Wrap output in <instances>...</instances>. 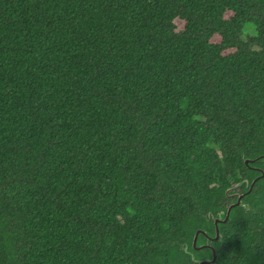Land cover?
Returning a JSON list of instances; mask_svg holds the SVG:
<instances>
[{
	"label": "trees",
	"instance_id": "obj_1",
	"mask_svg": "<svg viewBox=\"0 0 264 264\" xmlns=\"http://www.w3.org/2000/svg\"><path fill=\"white\" fill-rule=\"evenodd\" d=\"M252 168L264 0H0V264H196ZM245 199L214 264H264Z\"/></svg>",
	"mask_w": 264,
	"mask_h": 264
},
{
	"label": "water",
	"instance_id": "obj_2",
	"mask_svg": "<svg viewBox=\"0 0 264 264\" xmlns=\"http://www.w3.org/2000/svg\"><path fill=\"white\" fill-rule=\"evenodd\" d=\"M262 157H263V156H262ZM259 160H261V157H259V158H255V159H245V160H244V164L247 165L248 163H255V162L259 161ZM252 169H255V170L259 171L261 174H260V176L256 177V178L252 181V183L250 184L249 189L247 190L246 193H249V192L252 190L254 184H255L256 181L259 179V177H263V176H264V171H262L261 169H259V168H252ZM241 184H242V182H240V183H238V184H235L234 186L229 187V188H227V189L225 190V196H226V197L229 198V197L237 196V201H236L235 203H232V204L228 207V210H227L226 213H223V212L218 213L217 216L213 219V222H214V225H215V233H214V237H213V238H208V240H210L211 242H212V241H216V240H218V239L220 238V233H219L218 224H220V223L224 224V223L229 222V221L231 220V217H230V211H231V209H233L234 207H237V206L242 205V204H241V199H242L243 194L241 195V194H237V193H236V194H231V195H229L230 191H232V190L235 189L236 187L240 186ZM246 186H248V183H246ZM199 234H204V235H206V233H205L203 230H201V229L197 230V232H196L195 235H194L193 242H192V248H193L194 250H199V249H201V248H206V249L210 250V252H211V257H210V258H206V259L196 260V259H194L193 254L190 253L191 258H192V261H193L194 263H196V264H214V262H215V260H216V251L214 250L213 247H211L210 245H208V243H206V244H204V245H200L199 247H196V246H195L196 239H197V237H198ZM206 236H207V235H206Z\"/></svg>",
	"mask_w": 264,
	"mask_h": 264
},
{
	"label": "flooded vegetation",
	"instance_id": "obj_3",
	"mask_svg": "<svg viewBox=\"0 0 264 264\" xmlns=\"http://www.w3.org/2000/svg\"><path fill=\"white\" fill-rule=\"evenodd\" d=\"M252 182H250V184H251ZM250 184L248 185V186H246V184H244V187L242 188L241 186H238V187H236L235 189H233L232 191H230V193H229V195H231V194H243V196H242V199H241V204L242 205H240V207H245V204H244V200H246L245 198H246V196H248L249 194H250V192H252V190H253V188H252V190L249 192V193H246V192H243L244 191V189L245 188H247V190L249 189V186H250ZM235 185V184H234ZM233 185V186H234ZM227 199H226V202H225V205H224V207H225V210L226 211H221V212H223V213H226L227 212V210H228V207L232 204V203H235L236 201H237V196H234V197H226ZM238 207V206H237ZM243 211V210H242ZM221 212H219V213H221ZM244 212V211H243ZM209 216L210 217H206L205 218V220L207 221V222H213V219L215 218L214 216H212L211 214H209ZM213 228H214V231L213 232H215V225H214V222L212 223V225H211ZM199 230V229H198ZM202 230V229H201ZM204 231V230H203ZM197 232V230L194 232V235H195V233ZM205 232V231H204ZM206 233V232H205ZM194 235L192 236L193 238H192V242H193V239H194ZM199 235H201L203 238H204V241H206V242H208V243H212L210 240H208V238H210V236L208 235V236H206V235H204V234H199ZM198 235V236H199ZM198 238V237H197ZM197 240L198 239H196V242H197ZM201 245H204V244H201ZM209 245V244H208ZM195 246L196 247H199L200 246V244L197 246V244L195 243ZM206 248H201V249H199L198 250V252L200 251V250H205ZM197 251V250H196ZM204 259H206V258H204Z\"/></svg>",
	"mask_w": 264,
	"mask_h": 264
},
{
	"label": "rangeland",
	"instance_id": "obj_4",
	"mask_svg": "<svg viewBox=\"0 0 264 264\" xmlns=\"http://www.w3.org/2000/svg\"><path fill=\"white\" fill-rule=\"evenodd\" d=\"M183 23L180 21H176V27L178 30L182 29ZM247 32H244L243 36L246 34Z\"/></svg>",
	"mask_w": 264,
	"mask_h": 264
}]
</instances>
